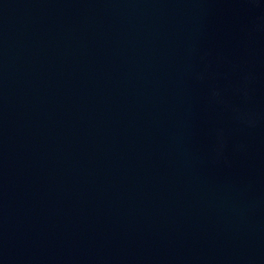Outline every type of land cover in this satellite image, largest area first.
Wrapping results in <instances>:
<instances>
[{
  "label": "water",
  "instance_id": "obj_1",
  "mask_svg": "<svg viewBox=\"0 0 264 264\" xmlns=\"http://www.w3.org/2000/svg\"><path fill=\"white\" fill-rule=\"evenodd\" d=\"M0 264H264V0H0Z\"/></svg>",
  "mask_w": 264,
  "mask_h": 264
}]
</instances>
